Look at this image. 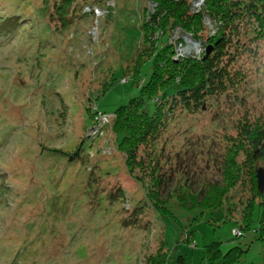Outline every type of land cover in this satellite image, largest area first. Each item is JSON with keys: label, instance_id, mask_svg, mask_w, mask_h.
<instances>
[{"label": "rangeland", "instance_id": "obj_1", "mask_svg": "<svg viewBox=\"0 0 264 264\" xmlns=\"http://www.w3.org/2000/svg\"><path fill=\"white\" fill-rule=\"evenodd\" d=\"M57 1L0 0V264H146L161 239L165 264H200L210 243L245 250L237 264H264V241L252 231L233 234L244 185L216 210L190 211L191 198L198 203L222 184L225 138L243 122L264 124V39L249 37L256 54L239 52L236 63L245 75L263 71L202 113L175 110L167 133L128 162L112 116L138 96L130 79L134 52L145 58L140 32L157 5L73 0L61 11ZM204 1L192 2V10ZM203 24L215 36L213 22ZM155 33L153 39L162 34ZM167 35L175 61L204 52L177 28ZM150 73L147 61L141 78ZM151 199L171 208L182 226L158 216ZM258 217L255 209L251 227ZM187 230L190 245L182 241Z\"/></svg>", "mask_w": 264, "mask_h": 264}, {"label": "trees", "instance_id": "obj_2", "mask_svg": "<svg viewBox=\"0 0 264 264\" xmlns=\"http://www.w3.org/2000/svg\"><path fill=\"white\" fill-rule=\"evenodd\" d=\"M151 1L157 8L149 22L143 25L139 38V42H142L145 37L146 49L142 53L145 58L137 60V47L134 52L136 62L130 77L132 85L139 90L138 96L118 107L112 116L116 146L125 154L128 162L134 161L138 149L154 144L158 137L167 133L168 118L175 114V110L187 112L186 116L195 111L202 113L205 110L203 106L208 102L216 100L220 104L224 95L235 94L249 76L236 66L239 52L242 54L247 50V54H256L248 40L264 39V0H205L197 11L192 10L191 3L198 0ZM72 2L58 0V10H64ZM51 5L56 12L57 5L54 2ZM41 7L47 11L49 6L43 4ZM204 18L216 26L215 36L207 34ZM174 28L189 34L204 52L198 58L173 60L174 48L168 44L167 32ZM155 32L162 33L158 39H153ZM147 61L151 63V73L148 80H143L140 69ZM259 71H263V68ZM258 72L250 74L249 78L257 76ZM106 91L104 89L103 94ZM90 122L92 126L97 125L93 120ZM224 143L222 184L210 186L211 193L198 203L191 198L190 211L198 210L201 213L216 210L232 190L244 185L246 196L242 212L238 215L239 229L234 230L233 234L236 239H241L245 233L252 231L256 241L262 242L264 190L261 194L257 190L256 168L261 164L264 169V124L251 127L243 122L238 126L236 136L226 137ZM149 201L158 216L169 217L182 226L166 204L153 199ZM255 209H258V224L251 227ZM135 213L134 209L126 221L135 218ZM192 239L193 232L185 231L182 241L190 245ZM161 244L160 251L149 256L146 264L166 263L162 239ZM245 253L240 247L223 252L220 243H210L203 247L200 264H237Z\"/></svg>", "mask_w": 264, "mask_h": 264}, {"label": "water", "instance_id": "obj_3", "mask_svg": "<svg viewBox=\"0 0 264 264\" xmlns=\"http://www.w3.org/2000/svg\"><path fill=\"white\" fill-rule=\"evenodd\" d=\"M257 190L261 194L264 190V169L256 170Z\"/></svg>", "mask_w": 264, "mask_h": 264}, {"label": "built area", "instance_id": "obj_4", "mask_svg": "<svg viewBox=\"0 0 264 264\" xmlns=\"http://www.w3.org/2000/svg\"><path fill=\"white\" fill-rule=\"evenodd\" d=\"M100 122H102L103 124L107 122V120H100ZM237 234V233H236Z\"/></svg>", "mask_w": 264, "mask_h": 264}]
</instances>
